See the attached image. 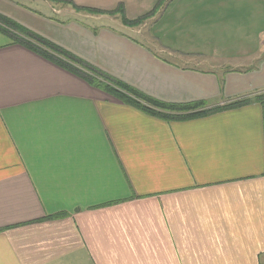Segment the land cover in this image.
Instances as JSON below:
<instances>
[{
  "label": "crops",
  "instance_id": "1",
  "mask_svg": "<svg viewBox=\"0 0 264 264\" xmlns=\"http://www.w3.org/2000/svg\"><path fill=\"white\" fill-rule=\"evenodd\" d=\"M28 1L0 14L146 94L250 102L165 121L0 32V264H264V0H69L164 1L148 33Z\"/></svg>",
  "mask_w": 264,
  "mask_h": 264
},
{
  "label": "trees",
  "instance_id": "2",
  "mask_svg": "<svg viewBox=\"0 0 264 264\" xmlns=\"http://www.w3.org/2000/svg\"><path fill=\"white\" fill-rule=\"evenodd\" d=\"M50 1L54 3L69 4L77 11H85L93 14H117L122 23L128 26H135L152 18L164 3V1H161L159 4L155 5L153 10L139 18L128 19L125 16L123 6L121 5H118L114 10L102 11L75 6L69 0ZM0 32L7 35V37L13 42L26 46L35 53L79 76L89 85L103 90L121 100L123 103L131 105L148 115L165 121L185 120L193 117L205 116L210 113L237 108L250 102V98L241 97L221 105L208 107L206 102L202 100L188 102L164 101L144 93L138 88L124 82L118 77L77 56L55 42L25 28L2 14H0ZM263 99L264 93L255 96V100L263 101Z\"/></svg>",
  "mask_w": 264,
  "mask_h": 264
},
{
  "label": "rangeland",
  "instance_id": "3",
  "mask_svg": "<svg viewBox=\"0 0 264 264\" xmlns=\"http://www.w3.org/2000/svg\"><path fill=\"white\" fill-rule=\"evenodd\" d=\"M21 1H23V2H30V1H28V0H21ZM62 4H64V3H62ZM56 9H59L58 7H56ZM82 12H84V13H86V14H93V13H88V12H85V11H82ZM93 15H105V14H93ZM107 15H109V14H107ZM157 14H155V16H156ZM109 16H111V18H113L112 16H117L118 18H119V16L117 15V14H113V15H109ZM87 23H89V24H96V25H103V24H105V25H107L108 27H113L114 29H118V30H125V31H127V32H131V31H129L128 29H126V28H131V29H140V27H142V26H144L143 27V29H142V32H143V30H145V33L148 31V29H149V27H150V25H151V23H152V20H145V21H143V22H141V23H139L138 25H135V26H128V25H124L123 23H122V21L120 20V22L124 25V26H127L126 28H124V29H122L121 27H119V25H116V22L115 21H111V20H109L108 19V17H104L101 21H92V20H90L89 22L88 21H86ZM91 24V25H92ZM142 32L140 33V34H135L134 32H131L132 34H134L135 36H137V38L139 39V40H141V41H143V42H145V43H147V44H152V41H150L149 40V38H143V36H142ZM148 33V32H147Z\"/></svg>",
  "mask_w": 264,
  "mask_h": 264
}]
</instances>
